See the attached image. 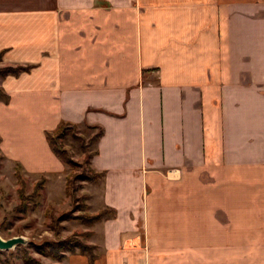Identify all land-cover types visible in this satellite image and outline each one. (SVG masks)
Masks as SVG:
<instances>
[{
	"label": "crops",
	"instance_id": "0c3cea01",
	"mask_svg": "<svg viewBox=\"0 0 264 264\" xmlns=\"http://www.w3.org/2000/svg\"><path fill=\"white\" fill-rule=\"evenodd\" d=\"M1 54L32 69L1 78L0 151L42 195L46 134L103 130L93 264H264V0H0Z\"/></svg>",
	"mask_w": 264,
	"mask_h": 264
},
{
	"label": "rangeland",
	"instance_id": "374dc122",
	"mask_svg": "<svg viewBox=\"0 0 264 264\" xmlns=\"http://www.w3.org/2000/svg\"><path fill=\"white\" fill-rule=\"evenodd\" d=\"M96 133V131L88 130L87 128L80 129V134L86 141ZM65 144L69 148L74 159L81 163L78 172L84 170L88 171L90 167V165L87 164L89 161V152L83 153L81 146L75 143L71 138L67 139ZM94 149L95 148H93L91 152L94 151ZM2 154L3 152L0 151V236L4 240L22 237L26 240L27 244L19 245L10 251H0V264H25L23 260L24 251H29L30 255L42 264H57V261L51 257L38 254L31 248V245H42L48 242L61 241L74 234L78 235L79 239L87 244L91 233L88 235L86 234L87 232L85 230L87 226L83 224L75 221H64L59 224V233L57 234L53 232L50 227L51 220L48 217V209L50 207L52 208V213L56 217L64 213L72 212L75 207L72 199L66 195L64 187L56 182L58 181L57 179L50 180V186H48L47 190L41 195V199L38 201V206L36 208L30 204V209L27 213L17 211V208L22 203L20 191L23 190L26 196L31 195L34 191L35 184L41 179L27 176L22 169L19 172L20 177H18L17 165L8 162ZM68 173H70V169ZM87 184V182H82L81 189L77 192L79 204L82 206L87 205V196L84 194V189L87 188ZM82 196H86V199H81ZM87 209L86 212H88ZM76 214H78V212H76Z\"/></svg>",
	"mask_w": 264,
	"mask_h": 264
},
{
	"label": "trees",
	"instance_id": "16d2710c",
	"mask_svg": "<svg viewBox=\"0 0 264 264\" xmlns=\"http://www.w3.org/2000/svg\"><path fill=\"white\" fill-rule=\"evenodd\" d=\"M2 59V54L0 55V61ZM32 69V66H17V67H6L0 69V77L5 78L7 76H19L24 72H29ZM0 97L5 99L6 102L9 101V97L4 93L2 88H0ZM89 129H97V133L93 135L88 141L83 138L80 134V129L78 125L69 122H62L56 130L46 134L47 141L49 146L55 156L70 169V173L66 179V188L65 192L68 197H70L75 204V207L72 212L64 213L63 215L56 217L52 213V208L48 209L49 219L51 220V229L56 234L59 233V224L64 221H75L80 224H83L87 227H93L95 224L103 221L109 216H114L115 212L113 210L106 209L97 214H89L86 212L87 205H80L79 198L77 197L78 190L81 189V183L87 182L96 184L98 183L104 174L96 173L90 167L88 171L78 172V169L81 167V163L74 159L69 148L66 146L65 142L67 139L71 138L73 141L81 146L83 153L89 152V161L87 162L90 165V160L92 157L97 154V151L91 152L93 148L96 147L98 141L103 135V130L95 126H88ZM1 141V140H0ZM21 166L17 165V175L20 177ZM46 184V179L42 178L39 180L34 187V191L31 195L26 196L24 191H20L21 205L17 208L18 212L27 213L29 211L30 204L33 207L38 206V201L41 199L42 190ZM86 196H82L81 199H86ZM78 212V214H76ZM87 235L90 232L86 233ZM31 248L34 249L38 254L45 257H51L57 262H63L67 254H81L89 255L91 264L96 260L95 246L87 245L82 240L79 239V236L74 234L64 240L56 242H48L42 245L32 244ZM23 260L25 264H42L33 258L29 251H24Z\"/></svg>",
	"mask_w": 264,
	"mask_h": 264
},
{
	"label": "water",
	"instance_id": "95a60500",
	"mask_svg": "<svg viewBox=\"0 0 264 264\" xmlns=\"http://www.w3.org/2000/svg\"><path fill=\"white\" fill-rule=\"evenodd\" d=\"M25 244H27V242L22 237L21 238H13L10 240H4L0 236V251H10L19 245H25Z\"/></svg>",
	"mask_w": 264,
	"mask_h": 264
}]
</instances>
